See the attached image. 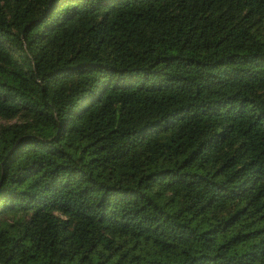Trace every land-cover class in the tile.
<instances>
[{
    "label": "trees",
    "instance_id": "16d2710c",
    "mask_svg": "<svg viewBox=\"0 0 264 264\" xmlns=\"http://www.w3.org/2000/svg\"><path fill=\"white\" fill-rule=\"evenodd\" d=\"M0 264H264V0H0Z\"/></svg>",
    "mask_w": 264,
    "mask_h": 264
}]
</instances>
